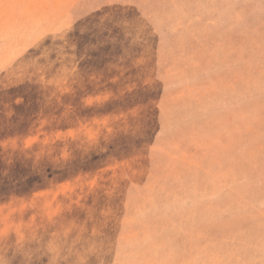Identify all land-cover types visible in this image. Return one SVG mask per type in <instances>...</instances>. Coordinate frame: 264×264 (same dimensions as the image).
Segmentation results:
<instances>
[{"label":"rangeland","instance_id":"374dc122","mask_svg":"<svg viewBox=\"0 0 264 264\" xmlns=\"http://www.w3.org/2000/svg\"><path fill=\"white\" fill-rule=\"evenodd\" d=\"M0 264H264V0H0Z\"/></svg>","mask_w":264,"mask_h":264}]
</instances>
